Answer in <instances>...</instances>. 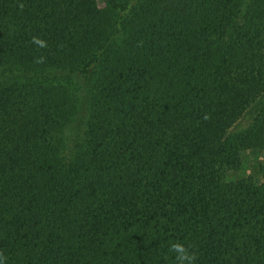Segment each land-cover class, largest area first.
Instances as JSON below:
<instances>
[{
	"label": "trees",
	"instance_id": "obj_1",
	"mask_svg": "<svg viewBox=\"0 0 264 264\" xmlns=\"http://www.w3.org/2000/svg\"><path fill=\"white\" fill-rule=\"evenodd\" d=\"M130 1L0 0V68L80 73L91 109L65 161L74 91L0 88V259L264 264V0Z\"/></svg>",
	"mask_w": 264,
	"mask_h": 264
},
{
	"label": "rangeland",
	"instance_id": "obj_2",
	"mask_svg": "<svg viewBox=\"0 0 264 264\" xmlns=\"http://www.w3.org/2000/svg\"><path fill=\"white\" fill-rule=\"evenodd\" d=\"M127 1V0H126ZM143 0H131L129 5L139 3ZM100 7L103 11H110L105 0H99ZM124 15V12L120 13ZM119 19V15L117 16ZM120 39L125 38L126 32L118 33ZM41 82L44 84H53L57 82L68 85L76 94L77 108L70 122L62 129L59 139L61 138V156L65 161H71L84 141L88 129V121L90 117V88L86 83L84 76L77 72H70L56 68H47L44 70L23 71L12 67L0 68V88L5 85L14 83ZM255 114V105L250 107L246 113L231 127L230 133H237L246 129L252 122ZM251 152H246L247 174L254 173L260 175L258 165L260 161H264V153L257 156Z\"/></svg>",
	"mask_w": 264,
	"mask_h": 264
},
{
	"label": "clouds",
	"instance_id": "obj_3",
	"mask_svg": "<svg viewBox=\"0 0 264 264\" xmlns=\"http://www.w3.org/2000/svg\"><path fill=\"white\" fill-rule=\"evenodd\" d=\"M0 264H4V260L3 259H0Z\"/></svg>",
	"mask_w": 264,
	"mask_h": 264
}]
</instances>
